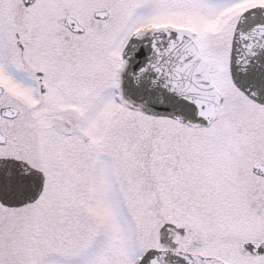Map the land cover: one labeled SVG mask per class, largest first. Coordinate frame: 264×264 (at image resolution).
<instances>
[{
    "label": "snow or ice",
    "instance_id": "obj_1",
    "mask_svg": "<svg viewBox=\"0 0 264 264\" xmlns=\"http://www.w3.org/2000/svg\"><path fill=\"white\" fill-rule=\"evenodd\" d=\"M0 264H264V0H0Z\"/></svg>",
    "mask_w": 264,
    "mask_h": 264
}]
</instances>
